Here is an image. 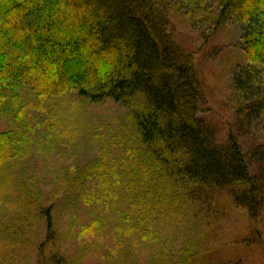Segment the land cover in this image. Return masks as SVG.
Returning a JSON list of instances; mask_svg holds the SVG:
<instances>
[{
    "label": "trees",
    "instance_id": "obj_1",
    "mask_svg": "<svg viewBox=\"0 0 264 264\" xmlns=\"http://www.w3.org/2000/svg\"><path fill=\"white\" fill-rule=\"evenodd\" d=\"M181 1L202 6L208 0ZM217 1L222 18L234 14L244 25L249 65L236 72L235 87L248 113L264 119V0ZM171 31L167 5L156 0H0V113L8 114L1 104L24 86L42 99L75 91L91 103L123 105L121 156L77 167L58 186L59 197L75 200L78 210L82 201L96 213L102 205L127 203L134 222L121 217L119 231L131 225L132 233H142L157 224L180 231L191 212L217 198L256 221L264 212V182L251 174L234 135L216 144L199 118L207 112L199 70ZM22 142L19 133L0 131V192L12 189L7 170L24 159L15 150ZM14 192L11 210L0 212V264H22L20 258L30 256V228L40 222L48 247H38L33 264L81 263L83 256L70 257L59 244L55 205L37 206L24 182ZM99 225L93 222L91 235ZM206 241L188 236L171 256L167 245L151 253L149 264H193L209 253Z\"/></svg>",
    "mask_w": 264,
    "mask_h": 264
},
{
    "label": "rangeland",
    "instance_id": "obj_2",
    "mask_svg": "<svg viewBox=\"0 0 264 264\" xmlns=\"http://www.w3.org/2000/svg\"><path fill=\"white\" fill-rule=\"evenodd\" d=\"M156 1L167 5L177 44L195 58L207 111L199 118L210 127L216 144H225L234 135L251 174L264 182V119L248 113L234 81L236 72L249 65L242 42L244 25L234 14L222 18L217 0L202 6L186 5L181 0ZM17 92L1 104L8 114L0 113V131L19 133L23 142L15 150L23 153L24 159L7 170L14 182L9 179L6 185L12 189L0 192V212L11 210L17 182L27 183L37 206L55 205L54 226L62 233L59 244L70 257L83 256L79 264H103L107 258L119 264H149L151 253L160 254L167 245L171 256L175 244L180 248L186 237L197 235L205 237L209 253L193 264H264V212L251 221L243 210L227 200L218 203L217 198L214 204L200 205L191 212L180 231L157 224L142 233H132L135 226L131 225L119 231L121 217L126 223L134 222L135 215L127 203L121 204L119 211L117 204L114 208L102 205L96 213L83 201L78 210L75 200L59 197L63 193L58 192L59 182L77 167L113 163L121 156L128 111L111 99L91 103L75 91L55 99L38 98L25 86ZM14 95L19 97L18 104L11 103ZM93 222L100 225L91 235ZM84 228L87 230L83 232ZM31 229L34 243L30 244V256L20 258L22 264H33L38 247H48L43 224ZM247 240L249 245L244 243Z\"/></svg>",
    "mask_w": 264,
    "mask_h": 264
}]
</instances>
